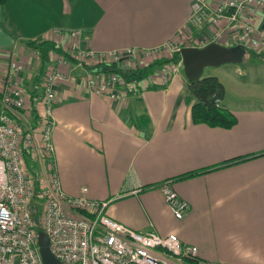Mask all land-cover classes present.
Segmentation results:
<instances>
[{"label": "crops", "instance_id": "obj_1", "mask_svg": "<svg viewBox=\"0 0 264 264\" xmlns=\"http://www.w3.org/2000/svg\"><path fill=\"white\" fill-rule=\"evenodd\" d=\"M192 1L6 0L0 6V86L14 53L24 66L22 86L33 91L41 62L23 43L53 45L61 53L45 50L47 69L65 75L55 85L52 132L63 192L77 197L87 188L89 199L107 203L104 215L110 220L140 234H174L196 247L201 261L241 264L226 239L234 234L257 253L253 260L264 264V106L244 98L224 103L236 118L229 130L195 125L184 102L187 81L181 68L166 88L117 102L89 93L84 81L88 69L66 58L65 66L58 62L62 53L68 55L73 31L81 33L82 47L96 52L152 49L179 41L188 26L200 41L212 29L189 24ZM255 27L264 30L259 12ZM27 96L31 101L29 92ZM41 96L39 91L31 101L36 108ZM27 114L34 127L35 117ZM187 173L198 174L177 180ZM165 181L189 205L181 220L154 188Z\"/></svg>", "mask_w": 264, "mask_h": 264}, {"label": "built area", "instance_id": "obj_2", "mask_svg": "<svg viewBox=\"0 0 264 264\" xmlns=\"http://www.w3.org/2000/svg\"><path fill=\"white\" fill-rule=\"evenodd\" d=\"M256 12L264 18V0H217L212 4L193 0L189 24L212 29L200 41L192 37L188 26L179 41H168L152 49L96 52L82 47L81 33L73 31L68 34V56L80 66L104 64L123 70L162 61L154 73L142 80L127 81L116 73L90 74L84 80L89 93L119 102L150 88H166L182 68L181 59L174 63L172 58L175 54L180 57L183 48L218 44L252 51L264 49V30L255 27ZM8 61L0 86V264H43L29 214L35 181L25 157L33 161L38 171L40 224L49 239L51 253L61 264H185L186 260L214 264L199 260L197 248L183 244L174 234H140L110 220L104 215L107 203L89 199L87 188H81L77 197L66 195L57 174L52 142L55 85L65 79L63 70L47 69L36 108V124L24 126L17 122L22 113L26 115L31 109L20 77L24 66L14 53ZM58 62L67 64L65 58ZM154 188L172 216L181 220L189 205L177 195L172 182L165 181Z\"/></svg>", "mask_w": 264, "mask_h": 264}, {"label": "trees", "instance_id": "obj_3", "mask_svg": "<svg viewBox=\"0 0 264 264\" xmlns=\"http://www.w3.org/2000/svg\"><path fill=\"white\" fill-rule=\"evenodd\" d=\"M6 3V0H0V6H3ZM23 45L33 51L38 53L41 66L38 69L36 76H34V85L33 91H28L31 97V101L34 98H37L38 92L40 90V85L42 87V83H40L43 78L45 72L47 71L48 58L45 55V50L47 48H52L57 53H61L57 48H54L48 42H38V41H27L23 43ZM246 50V54L248 52L253 53L254 51L249 50L248 48H244ZM62 56L66 59H69V56L62 53ZM180 59L178 54H175L172 58V61L176 63ZM163 64V63H160ZM159 64V65H160ZM158 63H155L150 66H146L144 68H135L132 70H123L118 67H110L108 65L100 64L93 67L83 66L91 74H108V73H116L124 76L127 81H137L142 80L147 76V71L150 68H153ZM187 91L184 96V102L190 108L191 121L195 125L203 124L211 128H221L225 130H229L233 128L236 124L235 116L228 110L222 107L221 102L225 97V88L219 82L216 77H201L199 80L194 82L186 83ZM42 92V89H41ZM0 92V99H1ZM30 98H29V102ZM31 102V115L34 116L35 120H37L36 107L32 105ZM19 123V120L17 119ZM25 162L28 171L33 175L35 185H34V196L29 206V214L31 216L33 230L36 234L42 233V227L40 224V215H41V197L38 191V171L36 169L35 164L31 159L25 157ZM198 173H187L182 176H179L177 180L189 179L191 177L196 176ZM186 263L195 264V261L186 260Z\"/></svg>", "mask_w": 264, "mask_h": 264}, {"label": "rangeland", "instance_id": "obj_4", "mask_svg": "<svg viewBox=\"0 0 264 264\" xmlns=\"http://www.w3.org/2000/svg\"><path fill=\"white\" fill-rule=\"evenodd\" d=\"M159 67L160 65H158ZM180 75L184 76L182 68ZM202 77H216L224 86L225 97L221 102L222 106L224 103L227 105L229 103L233 104L243 98L254 101L257 107L264 106V50L254 51L253 53L248 52L240 64H226L216 68H205ZM42 79L40 83H42ZM22 88L27 95L28 90H25L24 85ZM41 89L40 85V92ZM29 112L31 114V110ZM22 114L23 116L19 118V123L27 126L31 117L24 115V113Z\"/></svg>", "mask_w": 264, "mask_h": 264}, {"label": "water", "instance_id": "obj_5", "mask_svg": "<svg viewBox=\"0 0 264 264\" xmlns=\"http://www.w3.org/2000/svg\"><path fill=\"white\" fill-rule=\"evenodd\" d=\"M179 54L186 81L194 82L202 77L205 68L240 64L246 50L242 46L226 48L210 44L204 48H183ZM37 246L43 264H61L51 253L49 239L43 232L37 234Z\"/></svg>", "mask_w": 264, "mask_h": 264}, {"label": "clouds", "instance_id": "obj_6", "mask_svg": "<svg viewBox=\"0 0 264 264\" xmlns=\"http://www.w3.org/2000/svg\"><path fill=\"white\" fill-rule=\"evenodd\" d=\"M227 241L232 245L234 255L240 260L241 264H257L253 257L257 253L250 247L245 246L242 239L230 234Z\"/></svg>", "mask_w": 264, "mask_h": 264}]
</instances>
